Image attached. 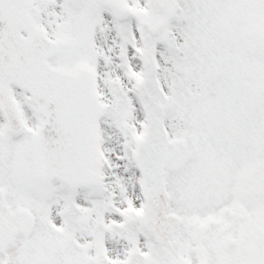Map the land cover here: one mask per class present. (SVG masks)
Instances as JSON below:
<instances>
[{"label": "snow or ice", "instance_id": "snow-or-ice-1", "mask_svg": "<svg viewBox=\"0 0 264 264\" xmlns=\"http://www.w3.org/2000/svg\"><path fill=\"white\" fill-rule=\"evenodd\" d=\"M0 264H264V0H0Z\"/></svg>", "mask_w": 264, "mask_h": 264}]
</instances>
